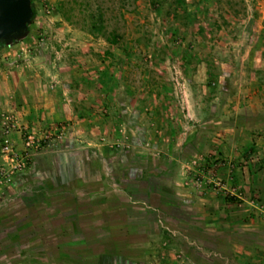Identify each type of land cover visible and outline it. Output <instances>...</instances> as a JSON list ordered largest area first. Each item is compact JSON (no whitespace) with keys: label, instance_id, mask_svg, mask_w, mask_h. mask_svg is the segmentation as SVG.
Wrapping results in <instances>:
<instances>
[{"label":"rangeland","instance_id":"obj_1","mask_svg":"<svg viewBox=\"0 0 264 264\" xmlns=\"http://www.w3.org/2000/svg\"><path fill=\"white\" fill-rule=\"evenodd\" d=\"M60 1L0 48V264L264 261V0H184L187 22L178 0L125 21L107 0L114 47ZM50 92L94 121L38 122ZM63 150L77 165L57 185L35 174Z\"/></svg>","mask_w":264,"mask_h":264},{"label":"crops","instance_id":"obj_2","mask_svg":"<svg viewBox=\"0 0 264 264\" xmlns=\"http://www.w3.org/2000/svg\"><path fill=\"white\" fill-rule=\"evenodd\" d=\"M70 88V86L72 85H66ZM62 93V91H61ZM61 93H55V92H50V94L48 95V97L46 99H39L36 103H35V107L37 109V114L39 118H42L41 116L43 115H47L50 114V120L54 121V119L57 118H65V117H71L73 118V122H93L94 121V114H91L90 112V106L91 104L86 103L85 101H81L80 103H76L75 102H71V101H67L64 99V97L61 95ZM88 104V105H87ZM66 108V109H65ZM70 112V114L68 113ZM139 110L137 109L135 112H133L132 116H134V119L137 120V118H139L140 114H138ZM44 117V116H43ZM38 118V119H39ZM45 118V117H44ZM44 118L40 119V123H44L47 122L48 119H46L44 121ZM37 119V120H38ZM94 125H91V127H93ZM139 125H136V133L140 132L139 130ZM94 129V128H93ZM92 129V130H93ZM249 148H251L250 145H245L243 147V151L246 152ZM63 152V153H61ZM74 152L73 150H63V151H59L56 155V158L58 157L57 161L53 164L51 167H45L44 166L41 168V165H39V168H37V171L35 174L38 176L40 175L42 177V179H47L48 177H51V181L52 184H56L58 183L57 176L58 174H60V171H65L66 169H71L73 170V168H75V165H77V162H75V160L73 161V155ZM80 158V157H78ZM78 163H80L81 160H83L82 158L77 159ZM84 164V163H83ZM260 169H264V163L260 162L258 163ZM240 166H242L241 168L245 167L244 164H241ZM90 172H93V170L90 168ZM89 172V173H90ZM95 173V172H94ZM89 175V174H88ZM84 175L83 176V180L88 183L91 182L92 180H97L98 178H93L91 177V175ZM95 175V174H93ZM92 175V176H93ZM74 177L71 178H66L64 179V183L65 182H71L74 181L76 179H73ZM99 180L100 183L108 181L107 176L104 175H100L99 174ZM246 182H244L245 185ZM105 187V184H103ZM264 185V184H263ZM261 192V191H260ZM234 242V241H233ZM236 244V243H235ZM237 246V245H235ZM234 246H230V248H233ZM227 264H264V261H260V260H256L253 259L250 262L246 261V260H242L240 257H228L227 259Z\"/></svg>","mask_w":264,"mask_h":264},{"label":"trees","instance_id":"obj_3","mask_svg":"<svg viewBox=\"0 0 264 264\" xmlns=\"http://www.w3.org/2000/svg\"><path fill=\"white\" fill-rule=\"evenodd\" d=\"M112 1V0H111ZM120 3V18L125 21L126 11H130L136 8L139 0H117ZM178 7L175 8V16H178L180 12L185 13L186 22L190 13H188V8L184 5V0H178ZM177 1V2H178ZM33 8L35 11V16H37V5L35 0H32ZM107 0H61L59 4V11L64 16V18L72 23L76 24L74 21L75 13L77 9L79 10V15L84 21L83 28H87L92 35L103 36L110 44L114 47L122 38V33L119 32L118 28L109 29L107 23V10H106ZM193 18H196L193 14ZM0 48H4V43L0 41ZM107 55H113V49L106 50Z\"/></svg>","mask_w":264,"mask_h":264},{"label":"water","instance_id":"obj_4","mask_svg":"<svg viewBox=\"0 0 264 264\" xmlns=\"http://www.w3.org/2000/svg\"><path fill=\"white\" fill-rule=\"evenodd\" d=\"M35 18L32 0H0V41L4 48L26 41Z\"/></svg>","mask_w":264,"mask_h":264},{"label":"built area","instance_id":"obj_5","mask_svg":"<svg viewBox=\"0 0 264 264\" xmlns=\"http://www.w3.org/2000/svg\"><path fill=\"white\" fill-rule=\"evenodd\" d=\"M6 149H9V146H6Z\"/></svg>","mask_w":264,"mask_h":264}]
</instances>
